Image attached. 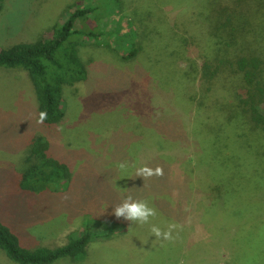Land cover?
Masks as SVG:
<instances>
[{
  "label": "rangeland",
  "instance_id": "374dc122",
  "mask_svg": "<svg viewBox=\"0 0 264 264\" xmlns=\"http://www.w3.org/2000/svg\"><path fill=\"white\" fill-rule=\"evenodd\" d=\"M79 1L4 0L0 49L36 41ZM83 1L96 9L79 19L82 30L70 40L92 62L87 82L63 85L61 122H38L27 72L0 67V220L24 243L50 247L117 222L110 236L91 241L83 260L52 264H264V132L252 129L238 108L230 112L233 124L218 119L230 90L234 102L240 75L223 74L206 92L196 67L211 50L208 17L220 5L236 11L233 27L240 32L244 20H257L233 42V58L255 52L264 59V0H120L115 12L106 0ZM115 20L136 32L142 49L131 60L84 35ZM36 137L71 167L68 189H21L22 160ZM144 165L161 166L164 175L137 176ZM127 195L156 209L149 223L115 216ZM169 223L179 226L174 240L151 233L152 225L166 230ZM0 264L16 263L0 250Z\"/></svg>",
  "mask_w": 264,
  "mask_h": 264
},
{
  "label": "trees",
  "instance_id": "16d2710c",
  "mask_svg": "<svg viewBox=\"0 0 264 264\" xmlns=\"http://www.w3.org/2000/svg\"><path fill=\"white\" fill-rule=\"evenodd\" d=\"M106 1L112 5L110 6L112 12L121 8L120 0ZM244 1L246 0H239V3ZM3 3L4 0H0V9ZM95 9L83 0L69 4L64 10L65 15L61 24L52 25L47 31L40 33L36 41L20 42L0 49V67L18 68L27 72L36 94L38 118L41 112L47 114L43 120L44 125H56L65 116L63 85L73 86L79 82H87L92 61L85 62L81 59L77 49L80 43L70 40V37L82 30L80 25L76 27V24H80L79 19L84 18L89 12H94ZM212 16L213 22H209L211 50L206 51L205 56H201L199 67L196 64L201 86L199 89L203 86L206 92H212L219 77L223 74L237 73L241 82L235 89L234 102L233 90H230L231 102L229 100L221 103L224 105L221 109L225 114L224 118L219 114L218 119H223L225 126L233 124V114L230 115V112L233 107L238 108L252 129L264 132V59L255 52L233 58L230 52L233 42L237 41L240 34L248 33L249 28L257 20H242L243 30L240 32L238 24L233 27V19H237L236 11L220 5L216 14H210L208 18ZM202 17L197 13V21L200 23ZM119 19L121 20L122 16ZM120 20L105 23L101 30L91 28L84 35L87 39L91 38L95 44L120 52L123 54L121 59L131 60L142 48L136 41V32L125 31ZM115 22H118L117 27ZM188 98L191 103L190 95ZM22 161L21 174L18 178L22 190L58 193L68 189L73 176L71 167L63 159L54 156L50 142L46 138L36 137L29 144ZM61 181L64 186L60 190L57 187ZM89 221L94 224L98 222L88 219L86 223ZM104 224L106 228L97 233L88 227L82 234L71 236L67 243L50 247L24 243L26 240L24 237L0 220V250L16 264H52L66 257L72 261H80L86 257L88 246L94 238H107L114 231L113 228L118 226L117 222L106 221Z\"/></svg>",
  "mask_w": 264,
  "mask_h": 264
},
{
  "label": "clouds",
  "instance_id": "9594fccd",
  "mask_svg": "<svg viewBox=\"0 0 264 264\" xmlns=\"http://www.w3.org/2000/svg\"><path fill=\"white\" fill-rule=\"evenodd\" d=\"M47 114L45 112L40 113L39 121L43 122L46 119ZM128 166L127 161L120 162L118 167L125 169ZM137 176L148 178L152 176H163V167L157 166L154 169L144 165L137 169ZM117 218L123 217L125 220L131 222H137L141 225L149 223L150 218L156 215V209L149 205L147 200L136 199L132 195H127L120 204L116 205L113 209ZM179 226L175 223H169L166 230H162L156 225L151 226V233L159 240L172 241L175 239L173 232Z\"/></svg>",
  "mask_w": 264,
  "mask_h": 264
}]
</instances>
